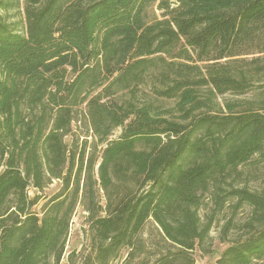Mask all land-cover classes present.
<instances>
[{
  "label": "trees",
  "instance_id": "trees-1",
  "mask_svg": "<svg viewBox=\"0 0 264 264\" xmlns=\"http://www.w3.org/2000/svg\"><path fill=\"white\" fill-rule=\"evenodd\" d=\"M260 167L264 0H0V264H264Z\"/></svg>",
  "mask_w": 264,
  "mask_h": 264
},
{
  "label": "rangeland",
  "instance_id": "rangeland-1",
  "mask_svg": "<svg viewBox=\"0 0 264 264\" xmlns=\"http://www.w3.org/2000/svg\"><path fill=\"white\" fill-rule=\"evenodd\" d=\"M82 136L84 135L83 132H79ZM85 133V132H84ZM120 134L119 131H117L113 138L117 137ZM70 139H68L69 141ZM89 141H93V138L90 137ZM257 173H254L255 177L258 178L257 181H252L251 186L252 187H258L264 185V167H260L259 171H256ZM61 188V183L58 181H54L53 184L48 186L43 192L40 193V195L43 197L39 204L34 207V211L39 213L41 215L43 206L48 201L49 198H51L53 195L59 192ZM37 193L36 190L31 189L30 195L34 196ZM85 215L81 209V207L78 208L77 212L75 213L73 217V221L71 223V230L68 238V242L65 249V254L63 256V259L61 261V264H69L68 258L71 252L74 250L82 251L83 245L85 243V233L84 229H86L85 224ZM215 229L212 233V236L214 237L213 246H212V253L210 254H204L199 249H196L193 253V257L195 259V264H216L217 260L220 258L222 253L225 251V249L228 247V244L221 243L218 239L219 232ZM143 239L145 240V246L148 250V259L142 260L144 256H141L135 260L132 264H152L157 256L154 254L158 253L161 249H164V242H161V235L159 231L156 229L155 225L152 223H149L146 228L143 231ZM173 248V247H170ZM128 254V250H124L121 254V257L116 259L112 264H123L124 260L126 259ZM154 255V256H153Z\"/></svg>",
  "mask_w": 264,
  "mask_h": 264
}]
</instances>
